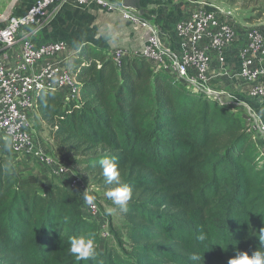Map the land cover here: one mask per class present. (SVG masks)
Masks as SVG:
<instances>
[{
	"label": "trees",
	"instance_id": "trees-1",
	"mask_svg": "<svg viewBox=\"0 0 264 264\" xmlns=\"http://www.w3.org/2000/svg\"><path fill=\"white\" fill-rule=\"evenodd\" d=\"M252 8L264 0H226ZM250 22V23H251ZM80 94L70 106L43 92L37 115L54 157L109 190L99 160H113L132 189L123 227L109 219L100 244L83 218L82 192L21 175L0 154V264H228L260 249L264 229V155L227 106L191 91L144 60L116 62L83 46L74 64ZM94 241L96 256L77 260L73 237ZM204 236L203 242L199 237ZM112 237L111 243H108Z\"/></svg>",
	"mask_w": 264,
	"mask_h": 264
},
{
	"label": "built area",
	"instance_id": "built-area-1",
	"mask_svg": "<svg viewBox=\"0 0 264 264\" xmlns=\"http://www.w3.org/2000/svg\"><path fill=\"white\" fill-rule=\"evenodd\" d=\"M69 1L87 8L97 4L109 13L121 11L127 24L148 33L143 49L135 54L137 59L158 67L183 87L227 106L233 114L238 111L224 101L221 91L212 87L211 75L215 68H230L228 55L238 46L239 66L233 79L249 85L252 96L264 98V26L253 23L240 27L232 11L219 4L200 0L193 14L179 19L175 25L179 43L172 49L164 45L160 27L140 10L120 8L107 0H35L24 16L11 15L0 25V154L14 165L36 155L41 160L39 165H48L49 174L61 179L58 186L85 191L73 167L55 158L53 149L40 147L33 125L41 93H59L65 106H70L80 94L74 74L60 73L54 67L68 43L52 41L37 45L26 32L40 25L51 8ZM261 132L264 133V125ZM9 140L14 145L11 150L4 147ZM37 177L42 192H48L52 186L40 174ZM82 215L97 225L103 246L110 237L109 223L98 205L84 203Z\"/></svg>",
	"mask_w": 264,
	"mask_h": 264
},
{
	"label": "crops",
	"instance_id": "crops-1",
	"mask_svg": "<svg viewBox=\"0 0 264 264\" xmlns=\"http://www.w3.org/2000/svg\"><path fill=\"white\" fill-rule=\"evenodd\" d=\"M34 1L20 0L15 6L12 16H24ZM107 1L118 4L120 8L140 10L146 17L153 19V22L161 29L164 45L175 49L179 43L175 25L182 17L193 14L196 3L199 0ZM65 17H72L74 20L79 19L81 25L72 33L67 34V31L62 33V26H64V21L62 20ZM244 24L252 23L239 22L240 27ZM255 24L264 26V19ZM26 32L37 45H43L52 41L68 43V47L63 54L54 62V67L60 73L69 71L73 74L74 64L83 46L96 47L116 62L128 61L130 59H137L135 54L141 52L148 35L147 31L127 24L122 17L121 11L109 13L102 10L101 6L97 4L88 8L80 7L75 1L54 6L40 25L26 29ZM237 47L228 55L230 68L226 70L215 68L213 70L211 85L215 90L221 91L224 101L234 107L236 112L238 111L234 115L240 118L245 126L250 129V135L264 155V133L261 132V127L264 125V98L252 96L249 94V85L237 83L233 79V74L238 70L239 66ZM153 69L163 72L158 67H153ZM27 159L24 158L14 165L15 169L23 176L29 173L32 167L31 160L27 162ZM23 167L27 168L24 172L18 169ZM49 171L51 172V170L44 168L37 169V172L43 179L47 177L53 179V176L56 177L54 174L50 175ZM56 178L58 179V177Z\"/></svg>",
	"mask_w": 264,
	"mask_h": 264
},
{
	"label": "rangeland",
	"instance_id": "rangeland-1",
	"mask_svg": "<svg viewBox=\"0 0 264 264\" xmlns=\"http://www.w3.org/2000/svg\"><path fill=\"white\" fill-rule=\"evenodd\" d=\"M11 1L12 0H0V17L4 14V12L6 11ZM209 1L219 4L227 8L228 10L232 11V13L235 15L236 19L239 22L250 23L251 22L250 20L255 19L258 15L257 12L256 11L254 12L252 8L244 9L242 5H239V4L233 5L227 2L226 0H209ZM263 19H264V16L262 20L260 21H263ZM62 21H64V26H62V30H61L63 31L62 33H64L65 31H67V34L72 33L73 31H75L76 28H79V25H81V22L79 19L74 20V18L72 17H65V19ZM33 125L37 133L36 137L37 139H39L40 147L44 148V145H45L50 150H52L53 144L50 140L51 138H50V132L48 130V127H46V125L40 121L37 113L34 116ZM29 160H31L32 162L31 171H29V173L24 174V175H28V174L34 175L35 173L39 175V173L37 172V169H42V168L46 170H51L50 167H48V165L44 163L43 165H39V162L41 160L38 157H36V155H32V159L28 158L26 161L28 162ZM18 169L23 172L27 170V168L25 167L18 168ZM36 174L35 176H37ZM77 175L81 178L85 190L89 189V194L95 197L94 202L98 205V208L101 214L105 216L108 222H109V219H112L114 226L121 229L123 227V217L118 210L119 206L113 204L111 199L107 197L106 193L108 190L95 185L92 181V178H90L89 176H86V175L80 176L79 174ZM45 181H46V184H50L52 187L55 185H59L61 183V179H57L54 176H53V179L47 177ZM110 241H112V237L110 238L108 243H111Z\"/></svg>",
	"mask_w": 264,
	"mask_h": 264
},
{
	"label": "clouds",
	"instance_id": "clouds-1",
	"mask_svg": "<svg viewBox=\"0 0 264 264\" xmlns=\"http://www.w3.org/2000/svg\"><path fill=\"white\" fill-rule=\"evenodd\" d=\"M13 146L11 140L4 145V147L9 150H11ZM99 166L102 169V174L105 177L106 183L108 185H113V187L107 191V197L111 199L113 204L119 206L121 211L127 212L128 202L132 198V189L127 185L121 184L117 164L109 158H103L99 160ZM81 196L85 204L93 205L95 197L89 194V189L85 190ZM199 239L203 242L205 237L201 236ZM68 251L78 261L94 259L96 256L94 241L84 235L71 238ZM191 260L194 264H199L201 257L198 253L194 252L191 255ZM228 264H264V229H261L260 249L254 251L251 255L247 252L238 251L235 257L229 260Z\"/></svg>",
	"mask_w": 264,
	"mask_h": 264
},
{
	"label": "water",
	"instance_id": "water-1",
	"mask_svg": "<svg viewBox=\"0 0 264 264\" xmlns=\"http://www.w3.org/2000/svg\"><path fill=\"white\" fill-rule=\"evenodd\" d=\"M20 0H12L4 14L0 17V25L6 23L11 17L13 10Z\"/></svg>",
	"mask_w": 264,
	"mask_h": 264
}]
</instances>
